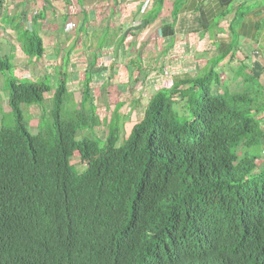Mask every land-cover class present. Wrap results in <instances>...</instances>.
Returning <instances> with one entry per match:
<instances>
[{
    "label": "trees",
    "instance_id": "1",
    "mask_svg": "<svg viewBox=\"0 0 264 264\" xmlns=\"http://www.w3.org/2000/svg\"><path fill=\"white\" fill-rule=\"evenodd\" d=\"M155 8L151 20L159 2ZM37 34L33 24L17 38L35 61L44 54ZM225 56L156 90L139 118L133 108L142 94L132 97V83L108 105L118 82L110 65L99 119L95 54L78 101L67 90L68 55L53 82L9 73L0 264H264L263 93L245 66L217 69ZM0 70L10 72L9 62L0 60ZM180 102L182 115L172 107ZM30 106L42 114L35 133L23 115Z\"/></svg>",
    "mask_w": 264,
    "mask_h": 264
},
{
    "label": "crops",
    "instance_id": "2",
    "mask_svg": "<svg viewBox=\"0 0 264 264\" xmlns=\"http://www.w3.org/2000/svg\"><path fill=\"white\" fill-rule=\"evenodd\" d=\"M156 2L160 8L151 20ZM39 14L43 18L34 20ZM70 23L75 25L69 28ZM33 24L44 49L38 61L29 58L17 40ZM63 33L74 37L62 42ZM122 35L123 41L116 45ZM87 36L86 48L81 41ZM100 36L110 44L95 53ZM94 54L96 59L100 55L111 59L110 76L120 78L116 86L123 93L132 86L129 81L143 86V92L167 88L172 81L194 77L211 59L226 54L217 69L245 66L244 71L257 79L264 103V0H0V60L10 64V72L0 73L31 81L47 75L53 82L63 63L61 56L68 55L66 85L73 95L69 86L74 83V91L81 92ZM101 77L93 76L99 91L105 81ZM6 79L0 78L8 93ZM149 82L153 88L145 87ZM7 96L0 101L8 106Z\"/></svg>",
    "mask_w": 264,
    "mask_h": 264
},
{
    "label": "rangeland",
    "instance_id": "3",
    "mask_svg": "<svg viewBox=\"0 0 264 264\" xmlns=\"http://www.w3.org/2000/svg\"><path fill=\"white\" fill-rule=\"evenodd\" d=\"M64 34L65 33H63V35L59 36L60 40H63L62 42H64L65 40H69L70 38L74 37V36L71 37L70 35H64ZM79 38H81V37H79ZM93 40H94V38H92V43H93ZM87 41H88V36L85 38L84 41H81L83 43L84 47H86V48L89 47ZM106 41H107V37L106 36H100V38L98 39V44L100 43L101 45H104ZM89 42H90V39H89ZM92 43H91V45H92ZM153 48H155V47H153ZM60 62H63L61 64V68H63L64 67V62H65V56H64V58H63V55L61 56ZM93 70L97 71V67L95 69H93ZM101 75H106V73L103 72V73H101ZM121 76H125V75H121ZM1 77L4 78V80H5L7 77H9V74L0 73V78ZM82 77H83V74H82ZM113 79H115V80H112V84L118 81L116 78H113ZM124 79H125V77H124ZM119 82H120V78H119V81L117 83H119ZM129 82L132 83L131 81H129ZM172 82L170 83V85L172 84ZM92 83H93V81H92ZM166 83H168V81ZM73 84L71 86H69V88L73 90V93H74L73 94V99L75 101H78V99L80 97V91H77V90L74 91ZM132 84L136 85L134 82ZM75 85L77 86L78 83H75ZM116 85L114 84V85L110 86V90H111L110 94H112V95L110 96L111 103H109L108 105L114 103L113 101L115 99H118L119 91H117L118 87ZM145 85H146L145 86L146 88H153V84L151 82L146 83ZM136 88L138 90H142L143 86L136 85ZM78 89H80V88H78ZM92 89L94 90V94L98 95V99H97L96 103H98L99 108L97 109L96 113L99 115V119H103L105 112H104V109H103V107L101 105V101H102V97L103 96L101 95V97H100V95L98 94L99 85L93 83ZM121 92L123 93V91H121ZM154 92L155 91L149 92L148 90H146V91L141 93L142 95L139 96V98H140L139 99V102H140L139 105L140 106L137 107V108H133L134 109V113H135L133 115L134 118L142 117L141 116V112H143V108L148 104L147 101L149 100V98L152 97ZM7 94H8L7 92L6 93L4 92L3 82H2V80H0V99H2V101L5 100ZM137 94H138V92L135 91L134 94L132 95V97H136ZM177 102H179V101L177 100ZM172 107L175 108V111L178 114L182 115L184 113V109H183L184 106H183L182 102L176 103ZM124 109H125V107H124ZM23 113H24L23 115H24L25 119H27L28 116L30 117V120L28 121L27 125L29 127V130L31 132L35 133L36 130H37L36 126H37V122L39 120V116L42 115L41 114V110L38 107H36V106H30L28 109H25L23 107ZM108 113L109 112H107V114ZM12 125H13V118H12V114H11V112L9 110V107L7 105H3L2 102L0 101V127H10ZM105 132H106L105 126L96 128V134L99 135V136L105 135ZM260 159L261 160L257 163V168L264 169V150L262 151V156L260 157ZM75 160H76V157L73 159V162Z\"/></svg>",
    "mask_w": 264,
    "mask_h": 264
},
{
    "label": "built area",
    "instance_id": "4",
    "mask_svg": "<svg viewBox=\"0 0 264 264\" xmlns=\"http://www.w3.org/2000/svg\"><path fill=\"white\" fill-rule=\"evenodd\" d=\"M27 21V20H26ZM75 24L70 23L68 24L69 28H72ZM111 63V59H108L107 57L100 55L97 59H96V64L98 65L97 71H95L96 73H98L100 76L104 77L105 75H101V73L104 72V70L102 71V69H106ZM105 73V72H104Z\"/></svg>",
    "mask_w": 264,
    "mask_h": 264
},
{
    "label": "clouds",
    "instance_id": "5",
    "mask_svg": "<svg viewBox=\"0 0 264 264\" xmlns=\"http://www.w3.org/2000/svg\"><path fill=\"white\" fill-rule=\"evenodd\" d=\"M110 66V65H109ZM163 76V78H165V75L163 74L162 75ZM162 78V79H163ZM101 79H102V77H101ZM173 83V82H172ZM170 86L171 85H169V87H167V88H170ZM136 91V92H138V93H142L143 92V89L142 90H138L137 88H136V85H134V89H132V91ZM158 90V89H157ZM156 91V90H155ZM140 105H138V107H139ZM144 109H145V107L143 108V111H144ZM142 114H143V112H141V116H142ZM262 114V116H258L257 118H259V117H261V120H260V123H258L259 124V127H260V129H264V114H263V112L261 113ZM260 114V115H261ZM262 147V149L264 150V143H263V146H261ZM261 159H259V161H260ZM258 161V162H259Z\"/></svg>",
    "mask_w": 264,
    "mask_h": 264
}]
</instances>
